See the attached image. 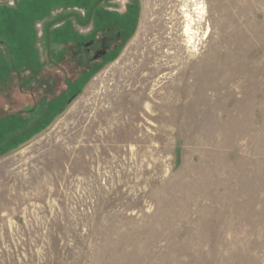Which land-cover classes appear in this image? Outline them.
<instances>
[{"label": "rangeland", "instance_id": "1", "mask_svg": "<svg viewBox=\"0 0 264 264\" xmlns=\"http://www.w3.org/2000/svg\"><path fill=\"white\" fill-rule=\"evenodd\" d=\"M99 1L0 26V264H264V0H110L77 27ZM106 24L74 74L60 31ZM27 66L45 96L17 93Z\"/></svg>", "mask_w": 264, "mask_h": 264}, {"label": "flooded vegetation", "instance_id": "2", "mask_svg": "<svg viewBox=\"0 0 264 264\" xmlns=\"http://www.w3.org/2000/svg\"><path fill=\"white\" fill-rule=\"evenodd\" d=\"M19 1L13 7H8L6 5L0 6V21H2L1 22L2 24H0V26L3 28L4 31L8 30V27H9L5 23H11L12 21H15V17H14L15 14L13 12H14V10L17 11L18 6L20 5ZM104 1L109 2L110 0H100L97 4H95L93 6V9L91 10V12H89L87 14L85 22H82V18L80 16V14H78V13L73 14L72 17L75 19V21L77 23L76 24L77 27H81V28L85 29L88 26H90V24L92 22L91 17L93 15L94 7H96L100 2H104ZM81 15L84 16L85 14L81 13ZM60 33H61L60 40H62V41L64 40L63 42H65L67 39H70L71 45L75 47V50L73 52H70L71 58H72L71 62H70V64H71L70 70L74 71L73 73L76 75H78V71L80 69L79 66L83 65L82 63L84 60L86 62L89 61V64H90V63H95V62L105 58L111 51H113L118 46L119 40H120L121 35H122L121 29L119 28V26H114V25H110V24H106L104 26H101L99 31H94L93 28H89V30L86 32L87 34L83 35V36H80L77 32H74L73 30L71 31V29H69V30H67V29L63 30L62 29L60 31ZM12 35H13V30H12ZM0 46H2V45L0 44ZM48 55L49 54H48L47 44H46V40H45L43 52H42V58H39V56H38L36 59L40 63L45 64L46 58ZM2 59H3V57L0 55V63L2 62ZM51 61L55 64L54 60H51ZM28 63H29V61H28ZM27 65H29V64H27ZM43 68L45 69V67H43ZM81 68H84V67H81ZM24 69L25 70H23L22 75L20 74V70H17V69L16 70L13 69L14 71L12 72L13 74H15V76L17 77V80H18L17 81V93L21 95V94H26V92H27V93H29V97H34V94H32L31 91H34V90L36 91V87H37L39 90V97H41V94H44L43 96H45L46 87H45V84L42 85L43 80H44V76H43L44 74H39V75L37 74L36 75L35 73H31L30 66H27L26 68L24 67ZM60 69L62 70V73L65 74L66 81H67L68 77H69L68 70H66L63 67ZM83 71H84V69H83ZM3 73H5V70H3V72L0 71V84H3V81L6 78V76H4ZM31 79H34L33 80L34 84H32V87H33L32 89L30 88L31 86H29V84L32 81ZM67 88H70V85H68ZM8 89H11V88H8ZM1 93H2V91H0V94ZM6 97H8V96H5V98ZM2 99H3V97H2ZM7 100L8 101H6V100L0 101V113H3L4 111H8V109H10V107L12 106V102L9 99H7ZM39 103L41 104L42 102L39 101ZM25 107H30V104H27ZM25 107L23 106L18 112L24 113V114L30 113L31 109L28 108V110L24 111ZM44 113H46V109L44 110Z\"/></svg>", "mask_w": 264, "mask_h": 264}, {"label": "bare ground", "instance_id": "3", "mask_svg": "<svg viewBox=\"0 0 264 264\" xmlns=\"http://www.w3.org/2000/svg\"><path fill=\"white\" fill-rule=\"evenodd\" d=\"M188 30V29H187ZM186 31V30H185Z\"/></svg>", "mask_w": 264, "mask_h": 264}]
</instances>
